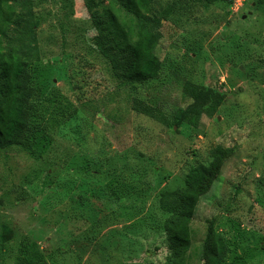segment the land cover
Listing matches in <instances>:
<instances>
[{"label": "rangeland", "instance_id": "rangeland-1", "mask_svg": "<svg viewBox=\"0 0 264 264\" xmlns=\"http://www.w3.org/2000/svg\"><path fill=\"white\" fill-rule=\"evenodd\" d=\"M166 1L176 10L155 51L160 73L141 84L120 80L123 65L105 52L82 0H13L15 16L2 15L7 62L39 73L32 101L46 137L38 157L0 149V264H13L23 237L45 264H164L161 214L146 188L181 186L217 147L230 154L196 205L182 263L202 264L207 221L216 219L231 258L264 264V8L255 0ZM183 81L215 92L216 111L198 128L172 122L191 103ZM133 98L168 123L131 110ZM128 166L142 183L116 199L108 182L126 177Z\"/></svg>", "mask_w": 264, "mask_h": 264}, {"label": "trees", "instance_id": "trees-1", "mask_svg": "<svg viewBox=\"0 0 264 264\" xmlns=\"http://www.w3.org/2000/svg\"><path fill=\"white\" fill-rule=\"evenodd\" d=\"M12 1L0 0V149L22 147L31 156L38 157L37 151L41 150L39 146L46 137L38 105L32 101L36 91L34 82L38 80L39 73L29 62H7L2 46V15L15 16ZM82 1L97 32L102 35L105 52L123 65L120 80L141 84L156 79L162 65L155 53L162 38L161 28L163 22L171 19L176 4L168 1L163 3L162 0ZM197 1L213 5L231 0ZM254 8H264V0H255ZM181 91L191 103L177 109L171 116L172 122L175 126L184 123L198 128L202 116H212L216 111V107L212 105L215 92L189 81H183ZM130 108L159 123H168L161 110L140 99H131ZM229 154L230 150L227 148L213 149L211 160L207 164L192 166L181 186L175 189L156 191L147 186L146 190L149 189L161 214L159 226L165 235L169 253L164 264H183L182 258L191 245L190 223L196 205L210 190L222 161ZM126 169V177L115 175L108 182L111 196L116 199L131 197L133 186L142 183V173L136 167L128 166ZM8 233L6 228L5 238ZM230 247V243L217 230L216 219L207 221L206 233L199 250L202 264H241L240 257H230ZM13 264L45 263L40 259L38 244L23 237Z\"/></svg>", "mask_w": 264, "mask_h": 264}]
</instances>
